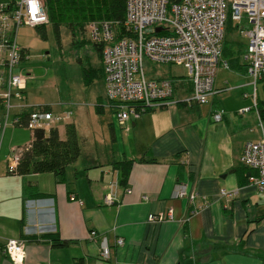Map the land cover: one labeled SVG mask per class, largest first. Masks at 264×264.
<instances>
[{"label": "crops", "instance_id": "crops-1", "mask_svg": "<svg viewBox=\"0 0 264 264\" xmlns=\"http://www.w3.org/2000/svg\"><path fill=\"white\" fill-rule=\"evenodd\" d=\"M236 37L245 39L243 48ZM247 44L237 27L227 25L222 56L228 68L217 69L206 104L151 109L125 125L116 122L121 131L112 123L111 137L121 145L115 157L113 151L95 157L81 149L65 182L40 173L19 176L13 190L1 191L0 264H13L2 250L8 239L25 241L24 264H264V193L249 182L255 171L240 161L246 142L264 138V120L250 98ZM258 83V106L264 108V79ZM190 88L184 82L174 99ZM244 107L251 109L239 113ZM217 109L222 120L214 122ZM59 136L65 137V126ZM123 160L133 161L125 187L114 164ZM178 184L196 193L193 202L173 197ZM109 195L115 203L106 205ZM169 209L171 219L148 221ZM54 237L67 244L53 246ZM103 238L107 260L99 257Z\"/></svg>", "mask_w": 264, "mask_h": 264}, {"label": "built area", "instance_id": "built-area-1", "mask_svg": "<svg viewBox=\"0 0 264 264\" xmlns=\"http://www.w3.org/2000/svg\"><path fill=\"white\" fill-rule=\"evenodd\" d=\"M228 21L248 40L244 61L253 88L252 108L258 113L257 84L264 79V0H126L122 36L118 35L116 22L90 21L86 26L90 40L103 44L105 96L118 124L125 125L130 119L170 103L206 104L215 92L213 82L217 69L228 68L222 56ZM48 24L42 0L0 2V149L8 127L26 128L33 138L36 130L48 131L72 116L70 110L61 113L45 105L29 106L25 97L27 79L17 71L28 57V51L16 42L19 28ZM145 60L183 66L189 77L186 83L190 84V92L174 99L176 90L185 81L148 77ZM250 109L244 107L238 112L242 114ZM222 115V109L215 110L213 121H221ZM31 142L10 148L12 163L7 165V173L16 169ZM240 161L255 171L249 182L264 193V138L246 142ZM220 195L232 197L228 190H221ZM173 197L185 198L191 203L196 193L187 191L185 184H178ZM104 203L111 205L115 200L105 196ZM196 212L190 210L189 215ZM166 218H172L171 209L167 213L150 214L148 221ZM89 236L94 240L97 232L90 231ZM116 244L122 245L123 240L117 239ZM24 246L23 239H8L2 250L13 264H24ZM109 256L110 247L103 238L99 257L107 260Z\"/></svg>", "mask_w": 264, "mask_h": 264}, {"label": "rangeland", "instance_id": "rangeland-1", "mask_svg": "<svg viewBox=\"0 0 264 264\" xmlns=\"http://www.w3.org/2000/svg\"><path fill=\"white\" fill-rule=\"evenodd\" d=\"M11 0H0L8 4ZM83 37H85L83 35ZM229 35L227 38L229 39ZM243 48L245 39L236 37ZM16 42L28 51V57L17 71L26 77L25 97L29 106L45 105L55 112L70 110L72 118L58 123L57 128L64 137V126L68 122L76 125L83 155L103 156L114 152L121 145L114 142L110 128L112 123L118 131V122L108 107L104 95V77L101 74L86 84L83 68L99 69L101 61L91 44L74 46L73 37L66 26L60 28L58 44L51 25H46V36L42 38L36 28L22 26L17 33ZM148 77H167L188 81L183 66L144 62ZM259 84V83H258ZM257 84V85H258ZM103 106V111H99ZM32 140V132L26 128L8 127L4 133L0 149V192L8 193L20 184L18 175L7 174V165L12 163L10 148L23 147ZM131 146L126 145L130 151Z\"/></svg>", "mask_w": 264, "mask_h": 264}, {"label": "trees", "instance_id": "trees-1", "mask_svg": "<svg viewBox=\"0 0 264 264\" xmlns=\"http://www.w3.org/2000/svg\"><path fill=\"white\" fill-rule=\"evenodd\" d=\"M42 1L49 19V25L52 27L58 44L60 43V28L66 26L73 37L72 44L74 46H82L85 43L91 44L95 49L101 61V67L99 69L83 68L84 82L88 84L98 77L100 72L103 74V44L90 40L86 26L90 21H112L117 23L118 35H124L123 22L125 20L126 0ZM232 25L233 23L228 21V26ZM36 30L42 38L46 36V25L37 27ZM46 108L51 109L48 106ZM258 111L260 118L264 120V108L258 106ZM24 116H27V113ZM80 155L81 145L75 124H65L64 138L59 136L57 127L50 128L48 131L36 130L33 134L31 147L23 153L16 169L7 174L23 177L40 173H52L59 181L65 182L67 167L76 162ZM140 160L144 161V159ZM114 164L121 172L120 184L125 187L133 161L123 160ZM29 187L27 186L25 191ZM66 244V241H61L57 237L52 239L53 246L63 247Z\"/></svg>", "mask_w": 264, "mask_h": 264}, {"label": "water", "instance_id": "water-1", "mask_svg": "<svg viewBox=\"0 0 264 264\" xmlns=\"http://www.w3.org/2000/svg\"><path fill=\"white\" fill-rule=\"evenodd\" d=\"M158 30H160V29H158Z\"/></svg>", "mask_w": 264, "mask_h": 264}]
</instances>
